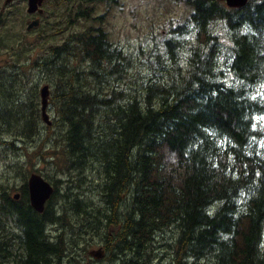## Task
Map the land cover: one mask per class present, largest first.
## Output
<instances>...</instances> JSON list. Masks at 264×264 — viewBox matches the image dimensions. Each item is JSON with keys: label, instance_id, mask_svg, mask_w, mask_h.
I'll return each instance as SVG.
<instances>
[{"label": "trees", "instance_id": "16d2710c", "mask_svg": "<svg viewBox=\"0 0 264 264\" xmlns=\"http://www.w3.org/2000/svg\"><path fill=\"white\" fill-rule=\"evenodd\" d=\"M69 1L79 8L64 28L69 35L47 55L42 21L33 29L38 53L27 26L48 10L33 16L0 0V264H61L67 246L86 249L99 233L106 260L126 254L133 264H155V237L173 233L172 264H264V0L241 8L169 0L187 15L170 22L164 48L148 53L150 73L131 90L122 85L139 80V57L102 27L70 32L80 20L103 18L93 17L95 5L111 9L121 0ZM45 85L59 116L51 125L41 108ZM52 125L62 131L69 168L83 183L89 172L97 179L92 190L69 185L59 208L55 188L39 213L30 204L27 158L40 156L44 146L30 150ZM11 170L22 172L21 188L10 185ZM70 262L81 264L79 253Z\"/></svg>", "mask_w": 264, "mask_h": 264}, {"label": "rangeland", "instance_id": "374dc122", "mask_svg": "<svg viewBox=\"0 0 264 264\" xmlns=\"http://www.w3.org/2000/svg\"><path fill=\"white\" fill-rule=\"evenodd\" d=\"M13 6H11L12 11H16L21 8V5H25V9H27V4H24L23 1H16ZM120 7H113L109 9L108 6L104 4L95 5L96 10H94V18L95 19H87L80 20L79 24H77L74 28H70V32H79L84 30L87 27L98 28L102 27L106 32L109 33L111 41H113L116 45H120L123 47L128 53H133L136 58L144 62L145 68L142 70L141 76H139V80H135L132 77L129 80H125V84L122 87L128 88H137L138 81H143V76L150 73L148 70L149 66V58L148 53L151 48L155 49L158 47L160 50L164 48L165 37L167 33L170 31V22H177L181 20L185 15H187V9L182 6H174L169 0H121ZM2 2L0 3V8L2 7ZM23 7V6H22ZM43 9H47L48 13L54 12V14L49 15L48 13L44 14V18H41V26L43 28V32L41 34L45 35V39L47 41H51L49 45H45L48 47L47 55H50L49 48L51 45L61 44L69 35V32H64V28L68 23V19L71 21L74 20L75 12L79 10L78 5L73 1L69 0H50L43 6ZM109 10V11H108ZM35 16V15H33ZM36 18V17H35ZM4 19H7L4 17ZM34 19V18H33ZM72 23V22H71ZM69 26H71L69 24ZM3 30V26L0 24V31ZM31 47L33 48V53H38L37 46L41 44V40H37L38 32L31 30ZM20 42L25 43V40L22 38H18ZM29 43L26 44L29 47ZM142 47L146 50L147 55L139 56L140 52L143 50ZM3 52H6V49H3ZM2 58L4 57L1 56ZM77 60L75 58H71V62L69 66L71 67V63H75ZM132 75L138 74V69L134 68L131 71ZM29 84H25L21 88V96L26 97V90L29 88ZM42 108V105H41ZM48 113L50 115V121L52 124L56 122L58 119V114L53 110V106L49 102L48 104ZM62 131L57 129V126L52 125L50 130L47 132L44 129H41V138L37 143L34 149H31L30 152H33L30 155H34L35 151L39 150L40 146H44L43 150L39 152L40 156L34 157L31 161H27L28 165V179L27 184L33 174H37L43 177L47 182H49L53 188L57 189V194L54 198V203H56V207L59 208L62 203V196L65 194H70L68 186L71 188H76L81 186V188L89 187L91 190L94 188L96 182V175L92 172L86 173V183L81 182L79 174L74 170L69 168V162L67 161L66 154L63 152V141L59 142ZM38 139V137L36 138ZM59 142V143H58ZM1 157V156H0ZM65 169L66 171L62 172L61 169ZM67 169L69 171H67ZM72 170V171H71ZM12 173H6L10 176V185L16 184L19 188L23 185V174L22 172H18L17 170ZM15 176L19 180L15 181ZM2 179V176H0ZM29 189V187H28ZM18 193V191H12L11 195ZM94 203L98 205H104V199H94ZM125 209L121 208L119 213L113 215L112 220L117 224L120 222L122 217L124 216ZM51 230L57 228V226H49ZM105 234H109L108 228L104 229ZM112 232L115 233V231ZM73 232L69 229L68 234H72ZM96 237H93V246H90L86 249H82L80 251H76L74 247L67 246L65 251V257L62 259L61 264H71L70 259L73 255L79 253V257L82 261L81 264H102L96 263L97 260L92 259L89 256L91 250L99 249L102 244V240L104 237L103 233L95 234ZM53 237L56 236V233L52 234ZM173 236V233L167 234H158L155 237L156 241L154 243V248L157 250V259L155 264H172L171 256L167 254V249L169 247L168 241ZM72 243V242H71ZM172 244V242H171ZM104 246V245H103ZM131 257V256H130ZM104 264H119L117 259L108 260Z\"/></svg>", "mask_w": 264, "mask_h": 264}, {"label": "water", "instance_id": "95a60500", "mask_svg": "<svg viewBox=\"0 0 264 264\" xmlns=\"http://www.w3.org/2000/svg\"><path fill=\"white\" fill-rule=\"evenodd\" d=\"M17 0H5V5L12 4ZM27 13L29 15L39 14L42 15L44 13L42 6L45 0H27ZM225 2L227 7L229 8H241L244 7L248 0H217ZM41 23L40 18L32 20L30 24L27 26V30L31 31L37 27H39ZM50 87L49 85H45L41 89V97H42V112H43V119L47 125H51L50 115L48 113V103H49V96H50ZM29 187V199L32 208L39 213H43L46 207L47 202L51 199L54 194L53 186L47 182L43 177L33 174L28 182ZM19 194L15 195L16 199H19ZM89 255L97 261L102 260L106 252L103 248H99L96 250H91Z\"/></svg>", "mask_w": 264, "mask_h": 264}, {"label": "flooded vegetation", "instance_id": "af4514ba", "mask_svg": "<svg viewBox=\"0 0 264 264\" xmlns=\"http://www.w3.org/2000/svg\"><path fill=\"white\" fill-rule=\"evenodd\" d=\"M30 197V196H29ZM104 228H108V231H109V235H112V227H109V225H108V223H107V220H105V223H103V225H102ZM102 240H104V238L102 239ZM101 246L102 247H100V248H103L104 249V246H103V242H102V244H101ZM105 250V249H104ZM106 252V251H105ZM106 255H107V253H106ZM106 255H105V257L102 259V260H100V261H97L96 263H102V264H104V263H106L108 260H106L105 258H106ZM90 256V255H89ZM91 257V256H90ZM92 258V257H91ZM93 259V258H92ZM116 259L119 261V264H133V262H134V258L133 257H129V255H126V254H120V255H117L116 256Z\"/></svg>", "mask_w": 264, "mask_h": 264}, {"label": "bare ground", "instance_id": "6f19581e", "mask_svg": "<svg viewBox=\"0 0 264 264\" xmlns=\"http://www.w3.org/2000/svg\"><path fill=\"white\" fill-rule=\"evenodd\" d=\"M120 209V208H119ZM56 239V238H55Z\"/></svg>", "mask_w": 264, "mask_h": 264}]
</instances>
